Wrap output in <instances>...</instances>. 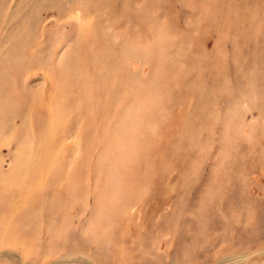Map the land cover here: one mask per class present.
<instances>
[{
    "label": "rangeland",
    "instance_id": "374dc122",
    "mask_svg": "<svg viewBox=\"0 0 264 264\" xmlns=\"http://www.w3.org/2000/svg\"><path fill=\"white\" fill-rule=\"evenodd\" d=\"M0 264H264V0H0Z\"/></svg>",
    "mask_w": 264,
    "mask_h": 264
}]
</instances>
